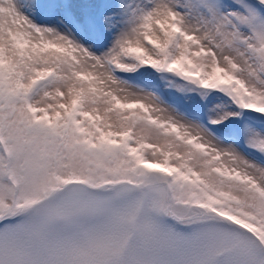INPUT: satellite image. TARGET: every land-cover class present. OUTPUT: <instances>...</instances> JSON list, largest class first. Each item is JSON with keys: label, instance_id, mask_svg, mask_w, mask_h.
Listing matches in <instances>:
<instances>
[{"label": "snow or ice", "instance_id": "1", "mask_svg": "<svg viewBox=\"0 0 264 264\" xmlns=\"http://www.w3.org/2000/svg\"><path fill=\"white\" fill-rule=\"evenodd\" d=\"M0 264H264V0H0Z\"/></svg>", "mask_w": 264, "mask_h": 264}]
</instances>
